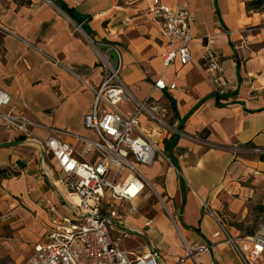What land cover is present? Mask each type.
<instances>
[{"label": "crops", "instance_id": "obj_1", "mask_svg": "<svg viewBox=\"0 0 264 264\" xmlns=\"http://www.w3.org/2000/svg\"><path fill=\"white\" fill-rule=\"evenodd\" d=\"M248 1L160 0L186 7L193 18L191 62L166 66V39L150 11L153 0H53L54 5L0 0V88L36 123L32 138L0 127V167L11 172L0 178V264H22L42 241L51 216L65 212L59 168L51 155L39 153L33 139L58 136L79 152L82 144L75 136L96 138L83 125L94 98L83 82L96 88L102 68L55 2L71 10L97 40L115 46L132 94L168 108L171 123L184 132L162 138L168 161L158 156L149 166L137 164L155 183L165 211L156 205L145 211L147 190L132 202H113L112 235L127 231L119 247L134 258L154 246L159 264H243L227 237L243 236L233 223L247 228L253 206L264 205V11L247 10ZM207 48L221 57L229 86L223 96L206 75ZM158 79L175 88H155ZM195 136L205 143L190 138ZM94 158V153L85 157ZM203 246L208 250L184 257L187 247ZM255 264H264V253Z\"/></svg>", "mask_w": 264, "mask_h": 264}, {"label": "built area", "instance_id": "obj_2", "mask_svg": "<svg viewBox=\"0 0 264 264\" xmlns=\"http://www.w3.org/2000/svg\"><path fill=\"white\" fill-rule=\"evenodd\" d=\"M40 1L54 5L52 0ZM150 11L160 19L166 39V51L162 55L164 65L174 61L181 65L191 62L189 43L193 18L189 10L153 0ZM70 19L73 31L83 36L102 68V80L96 88L83 82L94 96L83 125L92 130L96 138L75 136L82 144L80 151L76 152L71 144L58 136L46 139L33 137L39 153L51 155L59 168L61 176L57 183L64 192L65 212L51 216L44 228L42 241L33 246L22 264H159L154 246L134 258L119 247L120 239L127 235V231L122 227L117 231L118 235L113 236L115 223L110 214L115 211L114 201L132 202L144 190L155 192V183L144 176L137 164L149 166L158 156L168 161L160 148L162 138L166 133L183 136L184 132L170 122L168 108L150 98L140 100L132 94L121 77V58L115 46L97 40L83 29L82 23ZM100 48H104V52ZM109 50L115 52L117 63L108 57ZM202 61L215 93L225 95L229 86L220 55L207 48ZM154 87L174 89L175 84L158 79ZM142 118L153 127L147 128ZM35 125L22 108L12 103L11 95L0 88V127L17 130L32 138ZM190 138L205 143L198 136ZM252 151L261 152L259 148ZM90 153H94L95 158L85 159ZM55 210L53 206L49 208L50 212ZM170 219L175 225V219L172 216ZM117 220L120 226H124L121 212H117ZM227 243L235 248L243 264H255L264 253V222L252 235L228 236ZM206 250L207 246L194 251L187 247L184 257L195 258L196 253ZM184 257L179 261L183 262Z\"/></svg>", "mask_w": 264, "mask_h": 264}, {"label": "trees", "instance_id": "obj_3", "mask_svg": "<svg viewBox=\"0 0 264 264\" xmlns=\"http://www.w3.org/2000/svg\"><path fill=\"white\" fill-rule=\"evenodd\" d=\"M53 1V0H52ZM59 8H61L63 11H65L72 19H74L76 22L80 23L78 21L77 18H75V16L72 14L71 10H69L68 8L64 7L62 4H58L57 2H55ZM247 10H252V11H264V0H249L247 2ZM82 27L83 29L87 32L90 33L87 29V27L82 23ZM261 159H264V155L260 156ZM10 170L7 167H0V178L3 177H7L8 175H10ZM253 213L255 215V219L252 221L253 223L248 226L247 228L243 227V223H239V222H235L233 223V226L237 229H239L243 236H248V235H252L254 234L255 230L257 229V227L259 226V224H257V218L261 215H264V205L262 204H256L255 206H253L252 208Z\"/></svg>", "mask_w": 264, "mask_h": 264}, {"label": "rangeland", "instance_id": "obj_4", "mask_svg": "<svg viewBox=\"0 0 264 264\" xmlns=\"http://www.w3.org/2000/svg\"><path fill=\"white\" fill-rule=\"evenodd\" d=\"M67 20H68V24H69L70 28H71L72 31H73V27H72V21H71V19H70V18H69V19L67 18ZM73 32H74V31H73ZM75 34H78V35L83 39L84 43L86 44V42H85L83 36H82L80 33L75 32ZM100 50H101L102 52H104V48H100ZM107 55H108V57H109L114 63H117V56H116V54H115L114 51L109 50V51L107 52ZM99 64H100V63H99ZM69 74H70V73H69ZM121 77H122V76H121ZM122 79H123V78H122ZM45 105H48V104L46 103ZM43 107H45V108H41V110H42V109H46V106H43ZM43 113H45L46 115H52V113H49V110H44ZM170 122H171V120H170ZM148 179H149V178H148ZM154 188H155V192L151 191L150 189H147V191L150 193V197H149L148 202H147V204H146V206H145V208H146L145 211H147V212H152L150 209H152L154 205H156V207H158V208L161 207V208L165 211L164 206H163L162 203H161L162 198H161V197L159 196V194L157 193V191H156V187H155V186H154ZM158 196L160 197L161 201L159 200ZM162 202H163V201H162ZM254 219H255V215L252 214L251 217H250V220H254ZM257 222H258L257 224H260V223L264 222V219H262V220H257Z\"/></svg>", "mask_w": 264, "mask_h": 264}]
</instances>
